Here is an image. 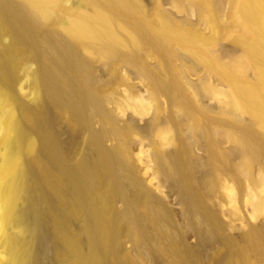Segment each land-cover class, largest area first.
<instances>
[{"label": "bare ground", "instance_id": "obj_1", "mask_svg": "<svg viewBox=\"0 0 264 264\" xmlns=\"http://www.w3.org/2000/svg\"><path fill=\"white\" fill-rule=\"evenodd\" d=\"M166 1L0 0V264H264V0Z\"/></svg>", "mask_w": 264, "mask_h": 264}, {"label": "rangeland", "instance_id": "obj_2", "mask_svg": "<svg viewBox=\"0 0 264 264\" xmlns=\"http://www.w3.org/2000/svg\"><path fill=\"white\" fill-rule=\"evenodd\" d=\"M141 1L144 4H146V6L148 8L152 7V0H141ZM163 6L165 8H167V9H169V10H172L178 16H184V14H180V13L176 12L172 8V6L169 4V2L166 1V0H163ZM190 19H192L193 21L196 20V15L192 14ZM200 28L205 33H209L208 25L201 23ZM230 41L231 40H228V39L227 40H221V42H223L224 45H226V44L227 45H233L232 43H230ZM233 47H234V45H233ZM102 72H103V74H105V72L101 69L100 74L103 76ZM124 73H125V75L128 74L127 76L129 77V79H128L127 76L126 77H127L128 81H129V83L133 84L134 86H136V88L138 89L139 94L142 95L144 98H147L148 97V90L139 81V79H137L128 70L125 71ZM200 75H202V72L201 71H196L195 73L189 74V78H190V80L195 81V80H197L198 76H200ZM104 76H106V75H104ZM212 80L216 83V85L218 87H223L224 86L222 83H220L219 81L215 80L214 78H212ZM119 89H120L119 91H121L123 94L125 93V92H123V89H124L123 86H120ZM27 90H28V88L25 87V91L26 92H27ZM28 98H29V96H28ZM204 101L207 104H209V105L217 106L216 100H214L212 98L204 97ZM160 102H161V104L163 106V109H164V112L161 115V119L164 121L165 117L167 116V113H169L171 111V109H170L169 103H168V101H167V99L165 97H161L160 98ZM140 122H139V124H140ZM143 122L144 121L141 122L142 125H144ZM144 142H146V140H144ZM110 143L111 142L108 141V144H110ZM145 144L146 143H144V145H142L141 148L144 149V150H147L148 147ZM147 151H149V150H147ZM196 153L199 156H205V153L202 152V150H198L197 149ZM133 155H134V159H135L136 165L138 166V168H141V171H142L141 172V176H143L145 178L146 184L148 186H150L157 195L162 197L167 202L169 207L174 211L175 219H176V222L178 224L177 231L180 234L185 235L188 243L195 244L197 242L196 237L193 234H192L193 235L192 236L191 233L185 228V224L187 223V221H189L191 223H195V220L193 218H191L187 213H185V212H183L181 210V207L178 204L177 197H176V195H174L175 194L174 192H170L169 189L166 188V187H162L160 190H157V188L155 186L157 181L154 180V178H153L154 177V175H153L154 163L151 160H149L144 153H141V152L139 153V148L138 147L135 149ZM246 193H247V189H245L244 191L238 193V195H237V197H238L237 206L239 207L240 218L241 219L243 218V220L246 221V222H251L253 220H252V217H251L250 206H249V204L247 203V200H246ZM214 205H215L216 209L218 210L221 219L223 221H225V222H229L230 219H231V216H230V213H229L230 212V203L227 200H225V199H223L221 201L215 199ZM182 221L185 224H183ZM238 221L239 220H236L235 223L240 225L238 223ZM239 222H241V221H239ZM179 223H181L183 225L181 226V224L179 225ZM241 224H242V222H241ZM242 225L244 226L245 224H242ZM242 225H240V226H242ZM182 227H184V230L188 231L189 233L186 232V231H183ZM211 245L212 244H210V245L207 244V246H205V248L201 249V252H202L203 257L205 259L209 260L210 264H213V261L211 260L212 259V254H211L212 253V249H211L212 246ZM124 247L125 248H131V243L128 240H124ZM50 250H51L50 243L46 239L45 243H43V245L41 247V251L43 252V256H44V264H54V263H52L51 261L48 260V256H49Z\"/></svg>", "mask_w": 264, "mask_h": 264}]
</instances>
